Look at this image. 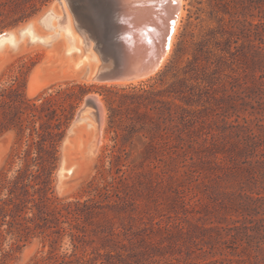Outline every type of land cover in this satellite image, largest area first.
<instances>
[{"label": "rangeland", "instance_id": "374dc122", "mask_svg": "<svg viewBox=\"0 0 264 264\" xmlns=\"http://www.w3.org/2000/svg\"><path fill=\"white\" fill-rule=\"evenodd\" d=\"M51 1L0 32L37 18ZM181 7L167 59L155 73L136 81H87L78 74L81 69L72 74L70 66L85 48L79 46L80 52L65 56L63 32L49 43L31 42L24 36L18 44L0 48V83L10 80L24 62L29 67L26 97L61 93L74 99L48 193L70 202L71 210L81 217L73 220V212L66 217L75 235L62 233L56 244L59 252H71L75 243L79 253L94 254L96 264H264V254L256 246L260 242L264 246L259 233L248 231L249 238L243 231L227 234V227L241 217L235 211L241 200L235 189L245 185L242 179L248 166L235 154V138L230 134L238 129L235 125L262 116L258 104L264 95L254 78L260 71L252 72L243 64L241 54L248 41L238 29L230 28L240 26L230 13L215 11L210 0H183ZM227 10L236 19L264 21V0H238ZM35 27L38 34L49 32L39 23ZM203 54H208V61ZM96 55L85 66H98ZM88 94L98 96L103 105V142L85 158L81 151L91 131L86 122L77 126L73 146L65 152V166L76 165L58 191L62 139ZM13 139L12 130L0 133V167ZM77 140L83 142L81 148ZM93 178L99 187L109 183L112 192L107 198L97 197L87 208L82 204L91 196L88 183ZM50 240L51 236L25 241L5 235L0 261L29 263L47 254Z\"/></svg>", "mask_w": 264, "mask_h": 264}, {"label": "trees", "instance_id": "16d2710c", "mask_svg": "<svg viewBox=\"0 0 264 264\" xmlns=\"http://www.w3.org/2000/svg\"><path fill=\"white\" fill-rule=\"evenodd\" d=\"M46 1L0 0V30L32 16ZM212 1L215 11L230 13L231 18L240 23V26L231 24L230 28L238 29L247 39L248 43L241 54L243 64L252 72L260 71L254 78L264 95V21L252 23L246 18L236 19L227 9L237 6L238 0ZM203 55V59L208 61V54ZM28 71V65L22 62L10 80L0 83V133L14 132L13 144L0 167V246L5 235L25 241L33 236H42V239L51 236L47 254L26 264H96L97 257L92 253H79L75 243L71 252H59L56 244L62 233L69 231L71 236L75 235L74 226L68 223L66 217L73 212L72 219L77 221L81 216L71 210L70 202H61L48 193L58 159V143L72 116L70 110L74 99H67L69 96L61 93L26 97L24 88ZM66 103L69 113L65 112ZM258 112L262 115L259 119L235 125L238 129L230 134L235 138V154L243 157V162L248 166L245 168L247 177L242 179L245 185L235 189L241 199L235 211L241 217L227 227V234L238 235L243 231L249 238L248 231H255L261 236L260 241L264 242L261 222L264 221V99L258 104ZM112 157L115 160L114 154ZM89 186L91 196L82 204L87 208L97 202V197L107 198L112 192L109 183L101 187L94 185V178L88 183ZM261 245V242L256 244L260 254H264V246ZM0 264L3 262L0 261Z\"/></svg>", "mask_w": 264, "mask_h": 264}, {"label": "bare ground", "instance_id": "6f19581e", "mask_svg": "<svg viewBox=\"0 0 264 264\" xmlns=\"http://www.w3.org/2000/svg\"><path fill=\"white\" fill-rule=\"evenodd\" d=\"M182 3L183 0H113L110 11L113 10L115 13H117L116 20L119 21V27L121 23L122 27H124L126 30H129V33H132L133 35L130 43H127V49H124L125 63L130 66H136V68L131 73L125 72L120 76L111 77L105 81L111 83L125 82L128 80L136 81L137 79L145 78L155 73L162 66L163 62H165V59H167V56L169 55L179 20L183 14L181 7ZM64 8L66 11L64 20L62 19L61 10L58 8L52 12V18L48 19L47 23L43 26L49 32L46 33V31H44L45 34L44 32H42L43 34H38L35 31V22L37 18L47 9L46 6V8L41 11V14L37 18L34 17L31 19V17L27 21H32L34 24L32 23V25L23 27L27 23L26 22L20 26L23 27L20 33L17 32V29L20 27H17L15 29H11V31L6 33V35H3L0 39V48L5 45V43L16 45L22 38H24V36H27L28 40L31 42L38 41L42 43H49L56 36H59L61 34L60 32H63L64 39H62L64 40L65 56L74 50L80 52L79 46L85 48L84 53L81 56L76 57V61H74L70 66L72 74H80L81 79L91 81L90 77L82 78L81 71L82 67L84 68V66L90 62V56L92 57L91 59H96L97 55L92 50L91 42H88L87 40L85 42L75 30L70 13L66 7ZM103 11H105V8ZM106 13L107 12H105V14ZM110 13L111 12H109L108 15H110ZM115 13L112 14L115 15ZM147 29L149 30L148 32ZM61 36L59 38H61ZM145 37L147 38L145 39ZM67 61L71 62L70 59H67ZM86 67L89 68V66H85V68ZM96 68V64H94L91 69L89 68L90 73L92 74ZM78 70H80V73L77 74ZM96 99L98 103L97 112L100 116H102L100 124V137L97 142L95 140L94 130L96 128V123L94 116L93 113L87 109L83 122H86V128H89L91 133L89 135L88 141L86 142L84 150L81 151L85 158H89L94 155L103 142L102 130L105 122V114L103 105L101 104L98 96H96ZM88 119L89 121H87ZM77 129V127L74 128V135H76ZM74 135L70 136L68 140L65 139V143L69 142L66 146L64 144L61 146V158H64L65 161H67L65 152L68 148L73 146L71 138H73ZM79 136L78 138L80 139ZM76 143L80 148L83 146V142L81 140H77ZM90 145V150H88V146ZM75 165V162H71L68 166L60 167L57 172V188L59 182L62 181L63 178L73 173ZM65 186L66 183L64 181V187Z\"/></svg>", "mask_w": 264, "mask_h": 264}, {"label": "water", "instance_id": "95a60500", "mask_svg": "<svg viewBox=\"0 0 264 264\" xmlns=\"http://www.w3.org/2000/svg\"><path fill=\"white\" fill-rule=\"evenodd\" d=\"M112 3L113 0H52L47 9L35 22L44 26L48 19L52 18V12L58 8L61 10L62 19L64 20L66 16L64 7H66L71 15L75 30L85 42L86 40L91 42L92 50L98 54L101 62L92 74L90 73V69L86 67L82 72V78L90 77L91 81L100 82L111 77L120 76L125 72L131 73L136 68V66L126 64L124 60V49H127V43H130L133 35L129 33V30L122 27L121 23L119 27V21L116 20L117 13L113 10L110 11ZM103 7L105 11H103ZM105 12L107 13L105 14ZM109 12H111L110 15H108ZM112 13H115V15ZM32 23V21H29L23 27L32 25ZM23 27L18 28L17 32L20 33ZM148 29L147 32L149 31ZM9 31L11 29L0 32V39ZM87 109L93 113L96 123L94 130L95 140L98 142L102 116L97 112L98 103L96 95L88 94L84 97L82 106L78 109L70 123L62 139L61 146L63 144L66 146L69 143H65V139L68 140L70 136L74 135V128L83 122ZM90 147L91 145L88 146V150H90ZM59 163L57 172L61 166H65L66 161L64 158H60ZM63 187L64 182L62 180L59 182L58 191H61Z\"/></svg>", "mask_w": 264, "mask_h": 264}]
</instances>
